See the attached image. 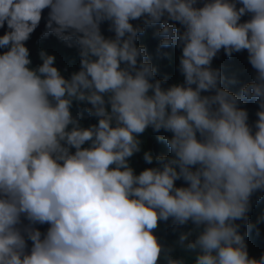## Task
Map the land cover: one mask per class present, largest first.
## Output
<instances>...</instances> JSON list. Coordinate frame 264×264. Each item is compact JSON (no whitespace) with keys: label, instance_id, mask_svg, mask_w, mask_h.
<instances>
[{"label":"clouds","instance_id":"obj_1","mask_svg":"<svg viewBox=\"0 0 264 264\" xmlns=\"http://www.w3.org/2000/svg\"><path fill=\"white\" fill-rule=\"evenodd\" d=\"M138 18L159 25L154 50H181L182 85L156 80ZM44 20L42 36L78 47L69 79L43 51L29 67ZM0 27V264H264L246 250L249 197L264 191V0H0ZM239 51L237 96L210 62ZM242 101L258 104L255 131ZM161 131L168 149L148 140ZM186 222L198 228L178 233L201 231L160 256Z\"/></svg>","mask_w":264,"mask_h":264},{"label":"bare ground","instance_id":"obj_2","mask_svg":"<svg viewBox=\"0 0 264 264\" xmlns=\"http://www.w3.org/2000/svg\"><path fill=\"white\" fill-rule=\"evenodd\" d=\"M201 6H202V3H198L197 4V7H201ZM241 6L242 5H240L239 3L236 4V7H241ZM44 23H46L45 20H44L43 24ZM109 24H110V22H104L103 23L104 29H105L103 31V37L106 38V39H111L114 36V33L109 30ZM44 26H45V24L42 25V28L34 29V31L32 32L33 38L31 40H28L27 45H25V47H26V49L28 51V54H29V51H30L29 48H28V44L33 42V41H36L37 39H40V38H47L49 40H46V41L42 42L39 46L34 48L35 49V51H34L35 53H32V54L36 55V56H38V53L40 52L41 48H49V47L55 46V45L59 46V47H62V48L67 46L68 43H65V42L57 39L51 33H48L46 36H42L41 34L45 31V27ZM157 26H158V30L154 31V33L159 31V29H160L158 24H157ZM160 39H161V37H157V40L155 42H153V44L150 45L149 54L146 57H147V62H149L151 64V66L156 70L155 74L164 76L163 78L156 79V80H162L163 83L161 85H163V84L168 82L170 75H173V76L178 75L179 76L178 68H174V67L179 65V59L178 58H180L181 50L180 51H174L173 52V58H165L164 57V53H163V51L161 49L162 47H159L158 50H154L155 47H158ZM43 52L46 55H52V56H57L58 57L57 59H54L53 67H55L58 70V72L60 73V75L64 79H69L71 74H73L74 72H77V70H74V69L60 70L58 68V66L61 64L60 63V57H62L64 55V50L63 49L60 50V51H56V52H52V51H49V50H44ZM232 54H235V55H232ZM240 54H241V51L235 52V53H231L229 56L235 57L234 59H219V60L212 59L211 62H210V67L212 69H216L215 67H217V69L220 72L225 71L227 73V75H232V74H236L237 75L236 70L233 69L232 66H236V63L239 61ZM216 56H223L224 58L228 57V56H225V54L221 50H219L217 52ZM227 61H232L233 64H235V65H227L226 64ZM157 67H162V68L156 69ZM173 79L175 81V84H173V85H176L177 81H176L175 78H173ZM236 79L237 80H235V78H223L222 83H220L218 86L223 88V89H225L226 91H229L230 93H232L234 95L239 96V89L241 88L242 80L240 78H236ZM181 81H182V84H183V77L182 76H181ZM252 81H253V79L250 82H252ZM202 93H204V92L202 91L201 94ZM105 100H106V97H105ZM78 102L82 103L84 101L72 100L71 103H78ZM244 103H252V105H246L245 106L247 108V113L255 112L256 110L259 109L258 104L255 101H246V102L244 101ZM85 106L88 107V108L91 107V105H85ZM105 108L107 110L108 106L105 105ZM158 136L159 137H168L169 134H164V135L161 134V135H158ZM158 136L154 135L152 138L148 139L149 141H153L154 149H168L166 144H158L155 141ZM197 137L199 139V135L198 134H197ZM146 149H148V146L146 147ZM140 152L141 151L139 150V151L135 152V154H140ZM162 154L164 156H167V157L169 155H171L170 151H165ZM128 166L130 168H132L133 173L135 174L134 167H133V162L129 163ZM176 182L178 183V180L174 181V183H176ZM174 187H182V186H174ZM258 194H259V190H257L256 192H253L251 194V196L249 197V201H250L251 197H253L254 195H258ZM253 214H256V215L259 214V212L256 209V207H255V211H254ZM255 221H256V218H253V219L249 218L247 220L248 224L254 226L251 230H253L256 233L255 225H254ZM238 223H241V221L238 220ZM191 226L194 227V228H198L196 225H190V224H188L186 222L184 225H179V226H175L174 228H172V230L170 231L171 233L166 232L162 236H160V239L173 238L175 236L178 237L176 240H173V241H171V240H168V241L162 240V241H160V243H158L160 246L167 247V249H162L160 256L166 254L167 252L170 251V249L174 248L175 246H179V237H180L181 234L186 235L188 240L195 239L196 235L201 230L200 231H195V232H190V233H188V232L187 233H178L177 232L178 229L187 228V227H191ZM29 227L31 228V226H29ZM202 227L203 226L201 225V229H202ZM38 229H39V231H41L40 226L38 227ZM241 230H242V228L240 227L238 229V231L240 232ZM193 233H195V237H194ZM250 236L251 235L247 233L246 237L249 238ZM25 244H26V248H28V247L30 248L31 247V244H28L26 242H25ZM247 252H248V246H247ZM195 255H196L195 252H190V253L184 254L183 256L190 257V256H195ZM159 264H160V261H159Z\"/></svg>","mask_w":264,"mask_h":264},{"label":"trees","instance_id":"obj_3","mask_svg":"<svg viewBox=\"0 0 264 264\" xmlns=\"http://www.w3.org/2000/svg\"><path fill=\"white\" fill-rule=\"evenodd\" d=\"M249 72H250L249 68H242L238 75H236V74L227 75V73L225 71H222L220 73H221V76L223 78H240L242 80L241 87H243L245 85V84H243L244 78L246 75L249 74ZM173 78L176 79L177 84L182 85V81H181L180 76L170 75L168 82L161 85V87L167 88V87L175 84V81ZM149 94H151V93L149 92ZM243 103H244V101H242V104ZM246 104L252 105V103H246ZM256 112H257V110L255 112L247 113L248 119H247L246 123L249 125V127L252 129V131H255L254 123L257 120ZM192 168L194 170L195 166H192ZM178 184L182 187L187 186L186 182H184L182 179H178ZM249 205H250V207H249V211L247 214H251L252 219L256 218V221L254 223L255 227H256L255 228L256 233L254 236H250L249 238L247 237L248 238L247 239V246H248L247 255L249 258H253V259L258 260L259 257L261 256V254H264V191L259 190L258 195H254L253 197H251V199L249 201ZM255 207L259 212L258 215L253 214L255 211ZM249 218L250 217H247V220ZM255 239H257V240H255Z\"/></svg>","mask_w":264,"mask_h":264},{"label":"water","instance_id":"obj_4","mask_svg":"<svg viewBox=\"0 0 264 264\" xmlns=\"http://www.w3.org/2000/svg\"><path fill=\"white\" fill-rule=\"evenodd\" d=\"M104 22H109V21H102L100 24H99V31H100V34L103 36V31H104V25L103 23ZM129 23L135 28L137 26H141V27H144L143 24H142V20L140 18L136 19V20H130ZM154 31L155 28L154 26H151V27H144V31H143V35L141 34L140 36L143 38V40L145 42H147L149 45L153 44V42H155L157 40V38L154 37ZM31 36H32V33L29 35V38L28 40H31ZM28 40L25 42V45H27L28 43ZM46 40H49L47 38H40V39H37L36 41H33L31 43L28 44V48H29V54H28V59L30 60V64H29V67L30 68H36L37 66H39V64L41 63L40 59H39V56H36V55H33L32 53H35V49L37 46H39L42 42L46 41ZM69 44H71V46H69ZM24 45V46H25ZM64 50V55L62 57H60V65L58 66V68L60 70H63L65 68V66L72 62V61H79L80 60V57H79V50H78V47L72 43L71 41L68 42L67 46L63 47L62 48ZM44 50H47V48H41L40 51H44ZM52 52H56V51H52ZM54 59H57L58 57L57 56H53ZM162 134V131L157 133L156 136L158 135H161ZM169 138L171 137V134L168 136ZM29 224L27 223H20L18 228L21 230V235L23 236L24 233H23V229L25 227H28ZM33 226V225H31ZM41 233V237H43L44 235V232L41 230L39 231ZM25 238V241H26V236L24 237Z\"/></svg>","mask_w":264,"mask_h":264},{"label":"flooded vegetation","instance_id":"obj_5","mask_svg":"<svg viewBox=\"0 0 264 264\" xmlns=\"http://www.w3.org/2000/svg\"><path fill=\"white\" fill-rule=\"evenodd\" d=\"M235 80H237V79L235 78Z\"/></svg>","mask_w":264,"mask_h":264}]
</instances>
